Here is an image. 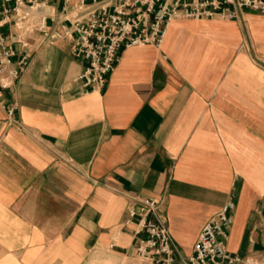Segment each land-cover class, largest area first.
<instances>
[{"label":"crops","instance_id":"obj_1","mask_svg":"<svg viewBox=\"0 0 264 264\" xmlns=\"http://www.w3.org/2000/svg\"><path fill=\"white\" fill-rule=\"evenodd\" d=\"M45 11L67 23L61 1ZM23 51L1 97L17 124L0 103V264H138L135 196L162 199L183 259L232 198L226 248L264 264V13L172 19L103 91L76 80L69 39Z\"/></svg>","mask_w":264,"mask_h":264},{"label":"built area","instance_id":"obj_2","mask_svg":"<svg viewBox=\"0 0 264 264\" xmlns=\"http://www.w3.org/2000/svg\"><path fill=\"white\" fill-rule=\"evenodd\" d=\"M57 1H61L67 21L60 27L49 22L51 15L45 11ZM248 12L264 13V0H0V103L6 121L17 124L16 105L7 104L1 97L27 63L23 50L28 48L31 34H38L40 41L48 44L69 39L71 54L86 60L76 80L86 91H103L120 52L133 45L160 47L170 20H239ZM133 200L128 214L137 224L134 249L138 264L254 263L226 248L235 210L232 198L203 225L187 259L180 256L160 214L162 199L135 196Z\"/></svg>","mask_w":264,"mask_h":264}]
</instances>
